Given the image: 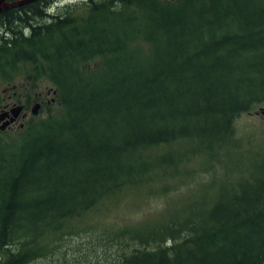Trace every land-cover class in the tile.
<instances>
[{
  "label": "trees",
  "instance_id": "obj_1",
  "mask_svg": "<svg viewBox=\"0 0 264 264\" xmlns=\"http://www.w3.org/2000/svg\"><path fill=\"white\" fill-rule=\"evenodd\" d=\"M61 1L0 20V80L54 92L0 138V264H264V140L234 128L264 103V0ZM199 173L211 203L111 232L114 262L59 254L105 201Z\"/></svg>",
  "mask_w": 264,
  "mask_h": 264
},
{
  "label": "rangeland",
  "instance_id": "obj_2",
  "mask_svg": "<svg viewBox=\"0 0 264 264\" xmlns=\"http://www.w3.org/2000/svg\"><path fill=\"white\" fill-rule=\"evenodd\" d=\"M78 1L64 0L58 4L63 5L66 3L71 5ZM13 77V82L10 83L0 80V91L14 84L20 85L23 83L28 85L25 82V73L22 68L14 73ZM40 85L42 90L36 93L32 92V99L40 92L43 94L48 92V100L53 99L52 95L54 92L50 89V85L47 83H41ZM36 102L34 99L31 104ZM263 111L264 103L257 105L251 112L242 114L234 123L236 136L244 140L248 139L247 141L251 140L252 143L250 144L252 146H257V143L262 142L264 140ZM42 117H45V113L33 117L29 116L27 122L36 121V119ZM25 124L26 122L23 127ZM15 135L17 134H6L3 139L9 140ZM244 147H247L246 143ZM261 150L264 152V148H261ZM204 175L199 173L198 175H191L187 179L184 176L185 179H182V183H180L179 177H176L170 184L173 187L172 190L164 191L153 183L152 186L127 191L105 201L74 223L73 231L77 232V234L68 233L62 236L57 242L59 254L66 253L69 263L76 261L96 263L97 259L103 262L107 260L114 262L117 255V247L111 246L114 243H107V237H109L111 232L117 231L119 228H136L143 224L151 225L152 223L167 220L170 214L179 212L186 205L190 206L188 207L190 210H198L210 204L212 201L209 199L211 192L208 193L206 189H199L194 186L200 177L205 179ZM155 182L161 184L158 180ZM133 247L134 245L130 246V248ZM112 252H114V255L111 258ZM74 259L79 260L74 261ZM40 262L41 260H37L32 264H40ZM48 262L55 264L53 258H49Z\"/></svg>",
  "mask_w": 264,
  "mask_h": 264
},
{
  "label": "flooded vegetation",
  "instance_id": "obj_3",
  "mask_svg": "<svg viewBox=\"0 0 264 264\" xmlns=\"http://www.w3.org/2000/svg\"><path fill=\"white\" fill-rule=\"evenodd\" d=\"M11 1V0H7ZM14 1V0H13ZM7 13H15V12H4L2 13L7 14ZM2 14H0V20L3 18ZM11 21V19L9 20ZM4 26V25H3ZM5 27V26H4ZM10 29V27H5ZM3 29V27L1 28ZM5 32V31H4ZM3 38H9V36L5 35V33L2 34ZM17 37L16 34L13 35V38L15 39ZM29 88L28 85H24L23 83L20 85H10L9 87H5L0 91V127L3 123L8 121L10 119L11 114H9V111L16 107V106H22L23 111L18 115V118L11 123L5 130H0V138H3V136H6V134H13L16 133L18 134L19 131L22 130L23 124L29 120V110L31 108V104H26L23 103L24 97L26 96V91H24V88ZM48 92L46 94H43L42 92L37 93L35 95V101L37 103H40L43 105L44 103H49V97H47ZM4 113H8V115L2 120L1 116L4 115ZM26 113L25 118H22V116ZM22 125V128L19 127ZM19 130V131H17Z\"/></svg>",
  "mask_w": 264,
  "mask_h": 264
},
{
  "label": "water",
  "instance_id": "obj_4",
  "mask_svg": "<svg viewBox=\"0 0 264 264\" xmlns=\"http://www.w3.org/2000/svg\"><path fill=\"white\" fill-rule=\"evenodd\" d=\"M37 1H40V0H15L10 3H6L7 2L6 0H0V8L5 7V6L19 7V6H23V5L37 2ZM2 13L4 12H0V14ZM40 109H41V105L39 103L34 104L30 109L31 116H37L39 114ZM22 110H23L22 106H17V107L12 108L9 111V114H11L10 119H8V121H6L5 123L1 125L0 130H5L11 123H13L18 118V115L22 112ZM262 114H264V111L262 112ZM7 115L8 113H4V115L1 116V119L3 120ZM25 116L26 114H24L23 118ZM20 127L22 128V125Z\"/></svg>",
  "mask_w": 264,
  "mask_h": 264
},
{
  "label": "bare ground",
  "instance_id": "obj_5",
  "mask_svg": "<svg viewBox=\"0 0 264 264\" xmlns=\"http://www.w3.org/2000/svg\"><path fill=\"white\" fill-rule=\"evenodd\" d=\"M10 2H13V1H9V2L7 1L6 3H10ZM29 4H31V3H29ZM29 4H26V5H29ZM26 5H23V6H26ZM23 6H19V7H8V6H5V7L0 8V12H7V11H9L11 9L20 8V7H23Z\"/></svg>",
  "mask_w": 264,
  "mask_h": 264
}]
</instances>
